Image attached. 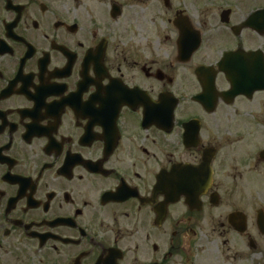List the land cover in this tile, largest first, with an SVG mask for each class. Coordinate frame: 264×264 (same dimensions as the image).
Masks as SVG:
<instances>
[{
  "label": "flooded vegetation",
  "instance_id": "af4514ba",
  "mask_svg": "<svg viewBox=\"0 0 264 264\" xmlns=\"http://www.w3.org/2000/svg\"><path fill=\"white\" fill-rule=\"evenodd\" d=\"M0 264H264V0H0Z\"/></svg>",
  "mask_w": 264,
  "mask_h": 264
}]
</instances>
